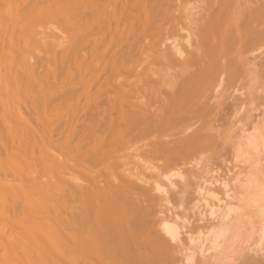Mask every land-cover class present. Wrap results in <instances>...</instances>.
Instances as JSON below:
<instances>
[{
	"label": "bare ground",
	"instance_id": "obj_1",
	"mask_svg": "<svg viewBox=\"0 0 264 264\" xmlns=\"http://www.w3.org/2000/svg\"><path fill=\"white\" fill-rule=\"evenodd\" d=\"M186 1L0 0V249L6 262L172 264L174 248L142 233L153 216L146 214L151 191L163 184L152 185L143 167L142 175L135 173L129 162L145 154L163 169L175 168L214 140L218 128L207 122L214 107L204 102L202 88L214 75L218 84L236 79L250 63L241 50L264 46V0H193L190 9ZM183 2L189 11L180 27ZM37 16L57 25L49 33L38 30ZM262 113L244 138L260 168L247 172L244 193L235 196L225 180L218 197L216 181L196 180L202 193L196 201L207 208L198 205L194 221L180 213L170 223L160 220L171 241L186 229L187 244L174 264H192L195 252L204 263L239 242L246 244L234 252L233 264H264ZM179 170L170 176L181 179L185 169ZM170 176L163 178L173 185ZM161 256L169 260L160 263Z\"/></svg>",
	"mask_w": 264,
	"mask_h": 264
},
{
	"label": "rangeland",
	"instance_id": "obj_2",
	"mask_svg": "<svg viewBox=\"0 0 264 264\" xmlns=\"http://www.w3.org/2000/svg\"><path fill=\"white\" fill-rule=\"evenodd\" d=\"M189 2L191 1V3L190 4H192L193 2V0H188ZM188 1H186L187 2V4L189 5L188 6V8L189 7H191L192 5H190L189 4V2ZM196 1L197 0H195L194 1V3H196ZM186 2H183V6H182V9L181 8H179V9H181L180 11H178V14L180 15V16H178V17H181L180 18V23H179V26L182 24V25H184L185 26V24H184V22L185 23H187V21H186V19H185V21L184 20H181L182 19V14H183V16L186 14V12H188L189 11V9H186V6H187V4H185ZM185 4V5H184ZM181 7V6H180ZM187 10V11H186ZM180 12H183V13H180ZM40 16V15H39ZM41 17H42V15H41ZM41 17H38L37 16V18H38V20H37V18L35 17L34 19L36 20H34L36 23H37V25H38V23L40 24V26L38 27L39 29L38 30H41L40 29V27H42V29L44 28L45 30H47L52 24H53V22H55V19H54V21L52 22V24L50 23H48V21L51 19L52 20V18H49V17H46L45 18V16H44V18H42V19H40ZM39 19H40V21H39ZM41 20L43 21H47L46 23L43 21V23L41 22ZM57 21V20H56ZM178 21H179V19H178ZM35 22H34V25L33 26H36V24H35ZM50 22V21H49ZM183 22V23H182ZM48 24V25H47ZM55 25H57V22H55L54 23ZM42 25V26H41ZM50 25V26H49ZM55 25H52L49 29H51V28H53ZM182 25L180 26V27H182ZM188 25V24H187ZM44 26V27H43ZM49 26V27H48ZM178 26V25H177ZM177 26H173L174 28H176ZM178 26V27H179ZM46 27V28H45ZM170 28V29H173L174 30V28ZM178 27H177V30H178ZM184 28V27H183ZM33 29H35V27L33 28ZM47 30V31H44V33L45 32H47V33H49V31L50 30ZM37 30V29H36ZM177 30H176V33H177ZM169 31H171V30H169ZM174 32H175V30H174ZM173 31H171V32H168L167 34V36L168 37H170V38H172L173 36H175V34H173L174 33ZM184 31H182L181 33H183ZM171 33H172V36H170L171 35ZM177 34H179V31H178V33ZM177 37V36H176ZM262 39H264V37L262 38ZM262 42L261 43H263V40H261ZM260 42V41H259ZM261 43H259L261 46H262V44ZM264 44V43H263ZM252 46H253V44H252ZM251 46V51H250V49L248 48L247 49V51L246 50H244L245 48H243L242 50H241V52L242 53H244V54H242V56H245L246 54V57H247V61L248 62H250L248 65H247V67H246V69L244 70V71H241V73L239 72V75L236 77V79L234 78V77H232L233 79L232 80H230V79H228V80H230L229 82H228V80L226 81H224V82H222V83H220V84H218V82H217V75L215 76H213V78L214 79H212L211 81H209L211 84L209 85V83L208 84H206L205 86H207L208 88H206L205 87V89H204V87L202 88L203 89V91H202V93H203V100H204V102H208L209 103V105L210 104H213V107H214V109L212 108V112H211V119L209 120H207V122L209 123V126L210 127H216V128H218V133L215 135V137L213 138L214 140H212L209 144L207 143L205 146H203V148L199 151H197V152H195V154H191V156H190V159L189 158H187V160H186V163H179V165L177 166L176 165V167L178 168V170L179 171H181L182 169H185V171H184V173H183V177H181V179H180V177L179 176H170L171 174H173V170L176 168H174V166L173 167H168L167 169L165 168V169H163L162 167H160L158 164H156L157 162L155 161V160H151V159H149L145 154H141V156H143V157H147L146 158V160L145 159H143V157H141V156H139V157H134L133 158V162H134V164L132 163V161H130L129 162V165H128V167L129 168H131V169H134L133 171L135 172L136 170L138 171V172H140V174L142 175L143 173H141V171H140V166H141V168L143 167V169H142V171L144 172V176H145V178H147V177H149V176H151V177H149V178H147V179H149V181L151 182V184L153 185V182L155 181L157 184H158V187H161L162 186V184H163V187L162 188H159L160 190H162V191H159V189H152V193H151V195H150V197H149V202H147V203H150L151 204V207H150V205L148 204V206L150 207V209H149V207L147 206V204H146V206L148 207H146L148 210H149V212L147 211V215L149 216V214H151V213H153V216H152V214L150 215V217L151 218H154L155 217V219L154 220H152L151 218L149 219V221H150V224L151 223H153L154 222V224H149V222L147 223V222H145V223H147V224H145V223H143V225L145 226L144 227V229H142V233H143V236H146V237H148V238H150L151 240H153L154 241V239H156V238H151L150 237V235L149 234H152V235H154V237L156 236V237H162V239L163 240H165L164 242H163V245L165 244H168V246L166 245H162L163 247H166L165 249H169V250H171V249H173V250H171V254L173 255L174 254V258L176 259L177 257H180V255L183 253V250L182 251H180L181 249H179V248H181V247H185V245L187 244V243H185L186 242V239L185 240H183L185 237H186V235H185V233H183V232H185L186 231V229L185 228H183V229H181V230H183V231H181V230H179L178 229V231L180 232V236L182 237H180L179 236V238L180 239H182L181 241H180V239L178 240V241H171L169 238H168V236H165V235H163V232H162V230H161V224H160V220L161 219H164V221H166V222H168V223H170V222H172V221H169V219H171L172 220V218H177V216L179 215V213H180V215L181 214H184V215H186V216H188L190 219L189 220H193L194 221V219L196 218L195 216H197V215H195V211L197 210L196 208H197V206L199 205V210H200V208H204V209H206L207 208V206H206V208L204 207V206H201L200 205V203H202V200H200L199 202H197L196 200H198L197 198L198 197H201V194H198L197 193V191L196 190H198L197 189V187H199L200 186V184L202 183L203 185H204V183H205V185L204 186H207L208 185V183L209 182H212V181H216L217 183L215 184L216 186H214V190H213V194H215L216 196L218 195V197H221L222 196V192H224V190H222V189H224V188H222V186H221V182L222 183H225V182H227V181H225V180H228V183H226L227 184V187H229L228 185L230 184L231 186L229 187V189L231 190V188H234V190H233V193L235 194V191H236V193L237 194H235V196H240V195H242L244 192L242 191V189H241V184L242 183H244V180L246 179V174H248V173H250L251 172V168H252V166H253V160H252V157L251 156H249V152H250V154L252 153V151L250 150H248V146H246V142L244 143V138H245V135L247 134V133H250V131H252V128H253V125L257 122V120H259V119H261V116L263 115V111H264V107H263V105H264V46L263 47H261L260 49L259 48H257L258 49V51H257V49H256V44L252 47ZM255 47V49H256V51L253 49ZM253 49V50H252ZM249 50V51H248ZM255 51V52H254ZM250 52V53H249ZM259 52H263V53H261V54H259ZM240 54V53H239ZM259 55V56H258ZM171 67V66H170ZM172 67H174V66H172ZM171 67V68H172ZM175 68H176V66H175ZM216 78V79H215ZM214 80V81H213ZM238 80V81H237ZM234 81V82H233ZM215 82H217V83H215ZM227 84H229V85H227ZM236 84V85H235ZM213 85V86H212ZM226 87H225V86ZM220 86V87H219ZM231 86V87H230ZM237 88V89H236ZM213 89V90H212ZM220 89V90H219ZM228 89V90H227ZM239 89V90H238ZM212 90V91H211ZM234 90H237V92L236 91H234ZM242 90V91H241ZM228 91H230V92H228ZM231 91H233V93L231 92ZM263 91V92H262ZM211 92V93H210ZM208 93V94H207ZM233 95H232V94ZM236 93V94H235ZM242 93V94H241ZM258 93H259V95H258ZM205 94V95H204ZM211 94H212V96H211ZM234 94L235 95H237V96H239V97H234ZM240 94H241V96H240ZM262 96H261V95ZM210 95V96H209ZM231 97V99H230V97ZM244 96V97H243ZM258 96V97H257ZM260 96V97H259ZM208 97V98H207ZM234 97V98H233ZM260 98V99H259ZM212 99V100H211ZM232 99H236V100H232ZM240 99V100H239ZM210 101V102H209ZM260 101V102H259ZM239 102V103H238ZM242 105H244V106H242ZM212 106V105H211ZM210 106V107H211ZM242 106V107H241ZM240 110V111H239ZM216 115V118H218V120H217V122H216V119H214L215 116ZM238 115V116H237ZM218 116V117H217ZM209 117V118H210ZM213 117V118H212ZM233 118V119H232ZM210 121V122H209ZM235 121H237V122H235ZM222 129V130H221ZM221 130V131H220ZM213 131V130H212ZM232 131V132H231ZM213 133V132H212ZM216 138V139H215ZM214 141V142H213ZM210 145H212L211 147H210ZM236 145H238V146H236ZM207 147V148H206ZM209 147V148H208ZM239 147H241V148H239ZM244 147H247V150H244V149H246V148H244ZM239 148V149H238ZM206 149V150H205ZM238 149V150H237ZM243 150V151H245V153L247 154V155H245V153L243 154V152L241 151V150ZM205 150V151H204ZM241 152H240V151ZM204 151V152H203ZM239 152V153H237L236 154V152ZM247 151V152H246ZM135 153V152H134ZM202 155H200V154ZM203 153V154H202ZM200 156H199V155ZM253 154V153H252ZM251 154V155H252ZM145 155V156H144ZM193 155V156H192ZM238 155V156H237ZM261 156V155H260ZM238 157V158H237ZM193 158V159H192ZM260 158H262V156L260 157ZM132 159V158H131ZM139 159H140V161H139ZM192 159V160H191ZM195 159H198V160H195ZM247 159V160H246ZM254 159V158H253ZM244 160H246L245 162H244ZM190 164H189V163ZM195 162V163H194ZM133 165H132V164ZM138 164L137 166H135L136 164ZM142 163V164H141ZM199 163V164H198ZM259 163H261V164H264V160L262 159V161H260ZM151 164H155L157 167H158V169L157 170H151V169H148L147 167H149ZM189 164V165H188ZM197 164V166H195V165ZM132 166V167H131ZM136 168H135V167ZM236 166V167H235ZM254 166H257L256 168L258 169L259 167H258V165H254ZM254 166H253V169H254ZM261 166V165H260ZM127 167V166H126ZM127 167V168H128ZM235 167V168H234ZM128 168V169H129ZM159 168H160V170L161 169H163V171L161 170V173L160 174H156V173H159L160 171H159ZM262 168V167H261ZM130 169V170H131ZM139 169V170H138ZM251 169V170H250ZM260 169V168H259ZM264 169V168H263ZM177 170V169H176ZM205 170V171H204ZM230 170H232V171H230ZM249 170H250V172H249ZM229 171V172H228ZM253 171V170H252ZM70 172H74V171H70ZM138 172H135V173H138ZM232 172V173H231ZM248 172V173H247ZM148 173V174H147ZM152 173H153V175H154V177L152 178ZM74 174V173H73ZM118 174L120 175V173H119V170H118ZM145 174H147V176L145 175ZM227 174H229L230 175V180L227 178V176L229 177V175H227ZM72 175V174H71ZM163 175H166V177L167 176H170V179H171V181L173 182V185H170V182L167 180V179H164V178H166V177H164ZM191 175H193V177L191 176ZM70 176V175H69ZM74 176V175H73ZM121 176V175H120ZM119 176V177H120ZM144 176H142V177H144ZM155 176H157V178L155 177ZM161 176H163V177H161ZM186 176V177H185ZM197 176V177H196ZM213 176V177H212ZM226 176V177H225ZM71 177V176H70ZM174 177V178H173ZM179 177V178H178ZM188 177H190V180L189 179H186V178H188ZM200 177V178H199ZM209 178H211V179H209ZM160 179V181H158ZM195 181V186L193 187L192 186V188H191V184L192 183H194V181ZM208 179L210 180V181H208ZM186 180H189V181H187V182H185ZM196 180L200 183V184H198L197 185V182H196ZM201 180H207L206 182L205 181H201ZM223 180V181H222ZM168 183V184H167ZM190 185H189V184ZM155 184V183H154ZM186 184V185H185ZM213 184V185H214ZM164 185H165V187H164ZM202 185V186H203ZM213 185H211V186H213ZM179 186V187H178ZM181 186V187H180ZM201 186V187H202ZM203 186V187H204ZM243 186V185H242ZM153 187V186H152ZM155 187H156V185H155ZM178 187V188H177ZM183 187V188H182ZM216 187V188H215ZM218 187V188H217ZM164 188V189H163ZM179 188H181V190L182 191H180L179 190ZM193 188H195V189H193ZM190 189H193V191L192 190H190ZM219 189V190H218ZM190 190V192H191V195H193V198H192V200H190L189 198H191V195H189V196H187L188 194H187V192ZM221 190V191H220ZM244 190V189H243ZM158 191V192H157ZM218 191H220L222 194H219V192ZM190 192H188L189 194H190ZM194 192V193H193ZM195 192H196V194H195ZM211 193V194H212ZM240 195H239V194ZM154 194V195H153ZM169 194V195H168ZM195 194V195H194ZM151 196H152V198H154V197H156V198H154L155 199V204H154V201L152 200V198H151ZM154 196V197H153ZM167 196H169V198L167 197ZM195 196V197H194ZM197 196V197H196ZM237 196V197H238ZM165 198V199H164ZM166 198H168V199H166ZM188 198V199H187ZM158 201H157V200ZM180 199V200H179ZM209 199V198H208ZM169 200V201H168ZM179 200V201H178ZM191 201V203L189 202L188 203V201ZM210 200H212V201H214L211 197H210ZM167 201H168V203H167ZM187 201V202H186ZM193 201V202H192ZM171 202V203H170ZM187 203V204H184V203ZM180 204V205H179ZM154 205V206H153ZM171 205V206H170ZM188 205V206H187ZM155 206H157V208L155 207ZM160 206V207H159ZM179 206H181V207H179ZM184 206V207H183ZM152 207H153V210H152ZM170 207V209H168ZM157 209V211L158 212H156L155 210ZM164 208V209H163ZM180 208V209H179ZM196 209V210H195ZM161 210H163V211H161ZM164 210H166L165 212H164ZM169 210V211H168ZM171 210V211H170ZM194 211V212H190V211ZM151 211H153V212H151ZM189 211V212H188ZM155 212V213H154ZM170 212H172V213H170ZM163 213L165 214V216L163 215ZM189 213V214H188ZM162 214V215H161ZM172 214V215H171ZM155 215V216H154ZM193 215V216H192ZM148 216H146L145 218L147 219L148 218ZM164 216V217H163ZM170 216H171V218H170ZM1 220V219H0ZM151 220L153 221V222H151ZM148 221V220H147ZM203 222V221H202ZM202 222H199V223H202ZM156 223V224H155ZM160 224V225H159ZM148 225H150L152 228L154 227V229H156V230H152L151 228H148V227H150V226H148ZM188 225H190V224H188ZM160 228H159V227ZM146 230H147V232H146ZM158 233V234H157ZM183 233V234H182ZM151 235V236H152ZM169 239V240H168ZM180 241V242H179ZM166 242V243H165ZM174 242V243H173ZM170 244H172V245H170ZM246 243H244V242H242V243H234V244H232V245H230V246H228L227 245V247L224 249V251H223V253H222V255L221 254H218L217 256H215V257H217V258H215V257H212L211 259H205L204 260V263H203V261H199V259H200V255L197 253V252H195V255H194V260H193V262H192V264H197L198 262H199V264H233L235 261H233L232 259H233V254H234V252H236L237 250H239L240 249V247H243L244 245H245ZM181 245H183V246H181ZM161 246V247H162ZM160 247V250L162 249ZM168 247H171V249L170 248H168ZM183 247V248H184ZM1 248V247H0ZM176 248V249H175ZM162 251V255L164 254V255H166L164 252H166L165 250H164V248H163V250H161ZM164 251V252H163ZM180 251V252H179ZM169 253H170V251H168ZM167 252V253H168ZM177 252V253H176ZM1 253H3V251H1V249H0V263H2L1 262V260L3 261V263L2 264H4V262H5V264H10V263H12V262H10V263H8V262H6L5 260H7L6 259V257H5V260H4V256L1 254ZM197 253V254H196ZM177 254H179V255H177ZM161 255V253L159 252V256ZM164 255H163V257H164ZM167 255H170V254H167ZM197 255H199L198 257H197ZM207 255V254H206ZM158 256V257H159ZM195 256H196V258H198V260H196V258H195ZM237 255H235V257H236ZM162 257V256H161ZM159 258V259H162V261L160 262V263H162L163 261H164V259L165 258H167L166 256H165V258L163 259V257L162 258ZM170 257H171V255H170ZM173 257V256H172ZM169 258V257H168ZM174 258H171L172 260H174V261H172V260H170L171 261V263L172 264H174L173 262H175V259ZM166 260H169V259H165V261ZM164 261V262H165ZM209 261V262H208ZM195 262H197V263H195ZM166 263H168V264H170V262H167L166 261ZM165 263V264H166ZM236 263V262H235ZM162 264H164V263H162Z\"/></svg>",
	"mask_w": 264,
	"mask_h": 264
}]
</instances>
